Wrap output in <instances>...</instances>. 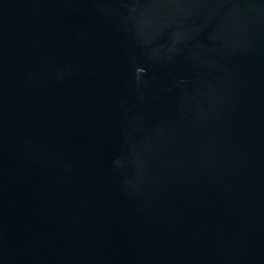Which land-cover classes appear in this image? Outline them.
Here are the masks:
<instances>
[{
	"label": "water",
	"instance_id": "obj_1",
	"mask_svg": "<svg viewBox=\"0 0 264 264\" xmlns=\"http://www.w3.org/2000/svg\"><path fill=\"white\" fill-rule=\"evenodd\" d=\"M0 264H264V0H0Z\"/></svg>",
	"mask_w": 264,
	"mask_h": 264
}]
</instances>
